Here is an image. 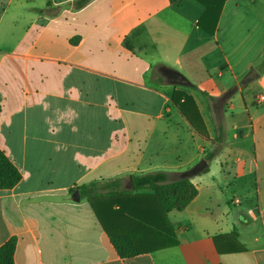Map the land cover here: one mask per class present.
Masks as SVG:
<instances>
[{"label": "crops", "instance_id": "crops-1", "mask_svg": "<svg viewBox=\"0 0 264 264\" xmlns=\"http://www.w3.org/2000/svg\"><path fill=\"white\" fill-rule=\"evenodd\" d=\"M78 1L0 0V148L22 174L0 190V247L17 237L16 264H264V0H227L214 35L196 0ZM178 91L194 100L189 117ZM203 159L196 197L161 232L102 209L111 234L147 249L138 255L122 257L76 198L93 183L131 190L132 176L182 179Z\"/></svg>", "mask_w": 264, "mask_h": 264}, {"label": "trees", "instance_id": "trees-1", "mask_svg": "<svg viewBox=\"0 0 264 264\" xmlns=\"http://www.w3.org/2000/svg\"><path fill=\"white\" fill-rule=\"evenodd\" d=\"M90 0H79L78 5L84 6ZM173 3L180 0H171ZM205 6V12L200 18L199 26L211 35H214L218 29L219 20L227 0H196ZM264 73V60L262 63ZM173 103L189 117L187 107L194 105V100L185 92H174L172 95ZM215 156L212 153L207 157L211 160ZM22 178V174L17 166L11 161L6 153L0 148V190L11 189L15 187ZM134 187L131 190H109L106 193L97 190L98 184L81 186L80 193L82 197L87 198L94 207L99 219L107 229L111 236V240L117 251L122 257H131L140 254L147 249L138 248L136 242L127 234L113 235L105 224L102 209H108L113 204L121 205L136 217L147 228L153 227L154 232L160 230V221L162 216L173 210H183L196 197L197 189L190 178H182L170 181L166 172L149 173L139 176H132ZM120 186V180H114L105 183V188H116ZM152 191L151 196H134V192ZM146 197H149L146 198ZM150 200L157 202L155 207L144 209L139 205H147ZM136 204L133 208L128 206ZM158 207V208H157ZM166 219V218H165ZM171 227V226H170ZM165 232V230H163ZM165 242L161 244L163 247L172 245L174 234L170 228L166 232ZM218 247V238H215ZM17 247V237H12L7 243L0 247V264H16L15 251ZM220 250V249H219ZM222 252V251H221Z\"/></svg>", "mask_w": 264, "mask_h": 264}, {"label": "water", "instance_id": "water-1", "mask_svg": "<svg viewBox=\"0 0 264 264\" xmlns=\"http://www.w3.org/2000/svg\"><path fill=\"white\" fill-rule=\"evenodd\" d=\"M259 76H260V72L256 68L251 69L250 72L245 76L244 80L242 81V85H245L251 82L252 80L258 78ZM169 79L173 81V83L175 84H179L183 86L191 85L190 81L180 73H176L175 75L169 76ZM233 91L234 90L230 91L227 95L229 96L230 94L233 93ZM207 167H208V162L205 159H203L198 164H196L193 168L184 172L181 177L191 178L197 175L198 173L203 172ZM76 196H77L76 197L77 199H80L81 195H80L79 190L76 191Z\"/></svg>", "mask_w": 264, "mask_h": 264}, {"label": "rangeland", "instance_id": "rangeland-1", "mask_svg": "<svg viewBox=\"0 0 264 264\" xmlns=\"http://www.w3.org/2000/svg\"><path fill=\"white\" fill-rule=\"evenodd\" d=\"M212 168H213V170L216 169L217 168V165L214 164ZM228 206H230V208H232V209H235L236 208V206L232 202L230 204H228ZM230 208L228 207V210H230Z\"/></svg>", "mask_w": 264, "mask_h": 264}, {"label": "built area", "instance_id": "built-area-1", "mask_svg": "<svg viewBox=\"0 0 264 264\" xmlns=\"http://www.w3.org/2000/svg\"><path fill=\"white\" fill-rule=\"evenodd\" d=\"M257 101L258 102H264V94H260L257 96Z\"/></svg>", "mask_w": 264, "mask_h": 264}, {"label": "flooded vegetation", "instance_id": "flooded-vegetation-1", "mask_svg": "<svg viewBox=\"0 0 264 264\" xmlns=\"http://www.w3.org/2000/svg\"><path fill=\"white\" fill-rule=\"evenodd\" d=\"M168 76H172L171 74H168Z\"/></svg>", "mask_w": 264, "mask_h": 264}]
</instances>
